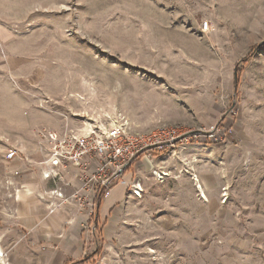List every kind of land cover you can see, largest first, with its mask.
Listing matches in <instances>:
<instances>
[{
	"label": "rangeland",
	"instance_id": "rangeland-1",
	"mask_svg": "<svg viewBox=\"0 0 264 264\" xmlns=\"http://www.w3.org/2000/svg\"><path fill=\"white\" fill-rule=\"evenodd\" d=\"M64 115L192 133L138 156L97 221L96 200L56 212L76 249L49 264H264V0H0V186Z\"/></svg>",
	"mask_w": 264,
	"mask_h": 264
},
{
	"label": "built area",
	"instance_id": "built-area-1",
	"mask_svg": "<svg viewBox=\"0 0 264 264\" xmlns=\"http://www.w3.org/2000/svg\"><path fill=\"white\" fill-rule=\"evenodd\" d=\"M207 28L208 23L204 22L202 29ZM64 118L59 129L35 130L42 154L37 164L42 178L52 182L50 188L43 190L48 215L61 210L65 204L79 208L84 203L90 206L98 195L107 196L130 164L148 148L173 145L192 133L189 128L162 124L145 137L132 131L129 120L123 115L114 121L107 118L99 123L89 119L81 126H73L65 115ZM17 158L21 156L14 148L4 154L6 161ZM68 170H73L76 186L65 196L60 184H68L64 177Z\"/></svg>",
	"mask_w": 264,
	"mask_h": 264
},
{
	"label": "crops",
	"instance_id": "crops-1",
	"mask_svg": "<svg viewBox=\"0 0 264 264\" xmlns=\"http://www.w3.org/2000/svg\"><path fill=\"white\" fill-rule=\"evenodd\" d=\"M6 164L7 168L22 166L15 160ZM64 177L68 184L60 185L64 195L69 196L76 186L73 170L64 172ZM124 177L112 187L108 198L100 202L99 212L101 210L104 213L109 212L122 199L128 185V181L122 184ZM4 179L5 184L0 186V249L3 252L0 264H33L36 255L42 260L40 264H49L50 258L63 260L73 257L71 252L73 246L76 249V221L72 224V228H68L65 215L46 213L47 199L43 198V190L50 188L52 182L42 178L40 167L20 174H8ZM254 184L256 188L257 183ZM257 193L256 189L254 194ZM260 194L264 192L260 191ZM62 210L75 211L76 207H68L65 204L58 211ZM40 244L53 245L52 253L34 252L36 251L34 245L40 246ZM70 262L73 260L63 264Z\"/></svg>",
	"mask_w": 264,
	"mask_h": 264
},
{
	"label": "trees",
	"instance_id": "trees-1",
	"mask_svg": "<svg viewBox=\"0 0 264 264\" xmlns=\"http://www.w3.org/2000/svg\"><path fill=\"white\" fill-rule=\"evenodd\" d=\"M234 79H235V83H236V79H237V76L235 75L234 76ZM100 200H101V196H97L96 197V210H95V213H94V217H95V220L98 219V209H99V205H100ZM85 261V259H79V260H76V261H73V262H70L68 264H81Z\"/></svg>",
	"mask_w": 264,
	"mask_h": 264
},
{
	"label": "bare ground",
	"instance_id": "bare-ground-1",
	"mask_svg": "<svg viewBox=\"0 0 264 264\" xmlns=\"http://www.w3.org/2000/svg\"><path fill=\"white\" fill-rule=\"evenodd\" d=\"M109 193H110V192H109ZM109 193H108V194H109ZM139 193H140L139 191H138V192H134V194H137V195H139ZM108 194H107V195H108Z\"/></svg>",
	"mask_w": 264,
	"mask_h": 264
}]
</instances>
